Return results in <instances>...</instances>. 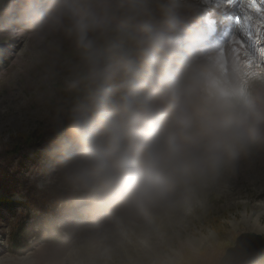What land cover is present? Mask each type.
<instances>
[{"label":"rangeland","instance_id":"1","mask_svg":"<svg viewBox=\"0 0 264 264\" xmlns=\"http://www.w3.org/2000/svg\"><path fill=\"white\" fill-rule=\"evenodd\" d=\"M32 2L0 0V264H219L241 234L264 239L262 135L235 162L178 180L143 205L101 202L68 179L73 104L61 108V93L79 53L63 27L22 23ZM53 2L40 0L45 9ZM193 2L221 15L212 38L219 54L235 60L238 46L246 72L264 74V11L247 0ZM86 201L96 207L80 213ZM17 229L21 251L10 242Z\"/></svg>","mask_w":264,"mask_h":264},{"label":"clouds","instance_id":"2","mask_svg":"<svg viewBox=\"0 0 264 264\" xmlns=\"http://www.w3.org/2000/svg\"><path fill=\"white\" fill-rule=\"evenodd\" d=\"M193 0H33L22 23L63 27L80 93L68 179L101 202L143 205L235 162L264 131V74L219 54ZM74 152V155L72 154Z\"/></svg>","mask_w":264,"mask_h":264},{"label":"water","instance_id":"3","mask_svg":"<svg viewBox=\"0 0 264 264\" xmlns=\"http://www.w3.org/2000/svg\"><path fill=\"white\" fill-rule=\"evenodd\" d=\"M264 239L255 233L241 234L233 247L227 249L219 264H261Z\"/></svg>","mask_w":264,"mask_h":264},{"label":"trees","instance_id":"4","mask_svg":"<svg viewBox=\"0 0 264 264\" xmlns=\"http://www.w3.org/2000/svg\"><path fill=\"white\" fill-rule=\"evenodd\" d=\"M80 93L75 92V91H70V92H62L61 93V99H62V104H61V108H67V105H71V104H75L77 102V100L79 99ZM29 139V136L26 137ZM21 233L22 230L17 229L16 231H14L11 235V246L13 249H16L18 251H21L23 249V242L20 241L21 240ZM50 238V237H49Z\"/></svg>","mask_w":264,"mask_h":264},{"label":"bare ground","instance_id":"5","mask_svg":"<svg viewBox=\"0 0 264 264\" xmlns=\"http://www.w3.org/2000/svg\"><path fill=\"white\" fill-rule=\"evenodd\" d=\"M199 12H200V10H198ZM197 11V12H198ZM216 14L217 13H215V14H213V15H211V16H209L208 14H204L203 15V13L202 12H200V14H197L195 17H194V21L193 22H197V23H199V18H200V16H202L203 18H204V16H205V18L203 19V21L202 22H204V24L206 23H208V19L210 18H214V25H215V27H213V29L212 28H210V29H207L208 27H206L205 28V30L206 31H208L210 34H211V36H212V38L216 35V33H217V31H218V21H217V19H219V17H221V15L219 16L218 15V17L216 16ZM207 15V16H206ZM238 51H239V47L238 46H235L234 45V47H232V54H234V59L236 60L237 59V61L238 60H241L240 58H239V56H240V54H238ZM260 135H262L263 137H264V131H262L261 132V134ZM261 196H263V195H261Z\"/></svg>","mask_w":264,"mask_h":264},{"label":"snow or ice","instance_id":"6","mask_svg":"<svg viewBox=\"0 0 264 264\" xmlns=\"http://www.w3.org/2000/svg\"><path fill=\"white\" fill-rule=\"evenodd\" d=\"M247 3L250 5V7L256 11H264V9H262L260 7L261 4V0H247ZM249 68L252 67L251 62H249V64L247 65ZM260 74V73H257Z\"/></svg>","mask_w":264,"mask_h":264}]
</instances>
